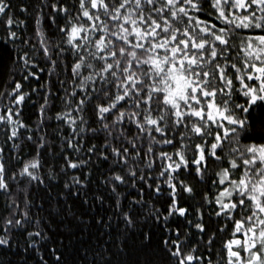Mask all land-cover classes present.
<instances>
[{
    "label": "snow or ice",
    "instance_id": "1",
    "mask_svg": "<svg viewBox=\"0 0 264 264\" xmlns=\"http://www.w3.org/2000/svg\"><path fill=\"white\" fill-rule=\"evenodd\" d=\"M0 137V264H264V0H0Z\"/></svg>",
    "mask_w": 264,
    "mask_h": 264
},
{
    "label": "trees",
    "instance_id": "2",
    "mask_svg": "<svg viewBox=\"0 0 264 264\" xmlns=\"http://www.w3.org/2000/svg\"><path fill=\"white\" fill-rule=\"evenodd\" d=\"M22 2H23V0H13V4H14V5H19V4H21ZM30 2L35 3L36 0H30ZM23 18H24V16L21 15V19H23ZM32 25H33V22H32V21H29V26H30V28L32 27ZM29 111H30V109H26L25 114L28 115ZM0 139H2V137H0ZM26 151H27V149H26Z\"/></svg>",
    "mask_w": 264,
    "mask_h": 264
}]
</instances>
